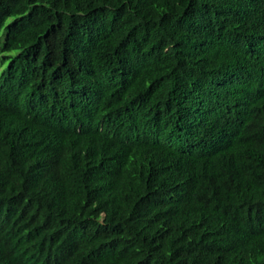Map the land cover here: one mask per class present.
<instances>
[{
    "label": "trees",
    "instance_id": "obj_1",
    "mask_svg": "<svg viewBox=\"0 0 264 264\" xmlns=\"http://www.w3.org/2000/svg\"><path fill=\"white\" fill-rule=\"evenodd\" d=\"M2 29L0 264H264V0H0Z\"/></svg>",
    "mask_w": 264,
    "mask_h": 264
},
{
    "label": "clouds",
    "instance_id": "obj_2",
    "mask_svg": "<svg viewBox=\"0 0 264 264\" xmlns=\"http://www.w3.org/2000/svg\"><path fill=\"white\" fill-rule=\"evenodd\" d=\"M157 196H152V195H139L137 196L136 198L134 199H131V200H128L126 201V205L132 210V211H135V212H139L140 209L137 205V203L141 200H150L151 199H156ZM248 210L246 208H243L242 210V218H247L248 217ZM245 226V229L247 231H250V232H253L254 233V230H253V224L250 222V221H247L245 222V224H243Z\"/></svg>",
    "mask_w": 264,
    "mask_h": 264
},
{
    "label": "rangeland",
    "instance_id": "obj_3",
    "mask_svg": "<svg viewBox=\"0 0 264 264\" xmlns=\"http://www.w3.org/2000/svg\"><path fill=\"white\" fill-rule=\"evenodd\" d=\"M3 37H4V29H2L0 31V47H1V44L3 42ZM8 56L13 57V56H15V53H11ZM1 57H2V55H0V62H1ZM6 66H7V61L4 63V65H2V66L0 65V75L3 72V70L5 69Z\"/></svg>",
    "mask_w": 264,
    "mask_h": 264
}]
</instances>
